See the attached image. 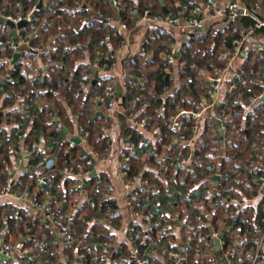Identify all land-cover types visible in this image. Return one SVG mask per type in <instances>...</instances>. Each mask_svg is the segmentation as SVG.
I'll use <instances>...</instances> for the list:
<instances>
[{"label":"trees","instance_id":"16d2710c","mask_svg":"<svg viewBox=\"0 0 264 264\" xmlns=\"http://www.w3.org/2000/svg\"><path fill=\"white\" fill-rule=\"evenodd\" d=\"M89 1L96 4L104 13L114 14L108 0H51L47 10H44L42 20L45 26L41 35L43 42L57 36L53 52L56 64L50 71V77L45 80L35 79L30 84L29 78L21 71V62H18L8 74V65L11 61L3 59L13 57L6 45L11 36L0 34V94L2 96L3 92L6 94L4 106H13L20 93L26 96L28 113L12 111L7 115L8 123L12 124L15 121L20 125L14 130L15 144L25 134L28 147L36 148L32 163L38 167H46L47 151L40 150L38 144L51 133L55 137L51 150L57 159V165L46 170L45 177L48 181L41 183L36 201L45 205L48 197L53 196L51 202L53 208H56L57 203H63V212L59 214L56 208L57 215L64 223L67 238L73 241V244L66 248V253L73 261L76 260V254L82 256L84 264H136L131 257L132 248L137 247L148 257L147 251L152 247L154 237L159 240V248H166L169 258L173 253L179 254L181 264H211V260L203 257L205 242L212 239L209 235L211 224L214 231L221 234L225 232L221 252H218L221 260L230 253L234 264L241 262L251 264L250 254L257 249L264 233V193L255 206L251 204L243 206V203L256 197L260 188L259 178L264 175L260 167L254 166L257 162L264 164V101L259 99L254 106L252 101L261 96L264 90V86L257 84L258 79L264 81V77H260L261 68L264 67V50L258 59L246 64L240 79L235 80L236 88L228 93L226 100L217 110L225 130L223 137L218 130L217 118L211 122L206 139L195 143L193 132L195 121L185 123L179 130H174L172 123L184 110L200 109L203 98L210 101L211 87L205 85L201 71H209L216 75L218 71L227 67L236 48L235 42L241 39L242 33L254 30L264 34V27L257 28L256 20L252 17L240 16L233 21L224 22L227 25L220 28L210 26L206 31L191 34L190 40L183 42L180 47L182 56L178 60L180 64L178 81L167 72L173 67L167 61V56L176 44V39L172 32L164 28H155L158 33L148 36L144 54L136 55L130 61V73L141 82L135 84L133 79L130 80L126 99L129 102L135 101V108L146 105L145 113L140 116L143 118L141 121L158 139L156 148L152 149L148 139L137 128L127 130L125 142L130 145L122 149V158L130 159L125 168L128 172L126 180L131 182L138 177L143 184L135 187L133 192L136 191L138 194L136 196L132 194L130 199L141 215L150 204L162 202L160 206H163L167 197L172 198L171 205L174 207L177 205L186 207L183 229L193 227L197 235L194 237L191 233L189 251L182 258L179 237L175 230H167L169 226L176 227L175 220L166 216L161 218L155 213L152 219H147L154 222L150 232H147L138 221L134 222L128 231V239L132 245L125 242L119 249L110 251L109 246L115 240L112 232L121 228L123 216L117 213L119 208L117 201L106 199L109 192L106 179L97 174L93 177L89 175L83 185L88 197L73 214L72 220L67 219V214L75 211V198L69 192L61 194L58 184L65 170L72 169L74 174L95 172V159L92 153L99 152L103 155L110 151L109 135L106 133L112 127L113 119L108 115L94 119L93 100L87 97L81 102L78 113V122L85 131L83 134L85 144H76L71 150L69 141L64 142L62 138H57L62 129L52 121L51 109L49 107L39 109V100L43 97L52 98L53 91H66L65 96L72 106L78 101L75 95L81 88V83L86 80L81 74V68L75 67L76 61L83 58L84 45L87 46L92 61L101 56L100 67L109 70L116 62V53L125 38L115 25H108L92 17L85 6ZM119 1L122 4L121 18L130 29L136 27V19L141 17L145 10H150L153 15H165L161 0ZM162 1L170 9L171 15L178 16L182 15L179 7L187 6L193 9L206 0ZM19 2L22 4L23 12L28 13L37 0H0V10H4L6 15H17L20 11L17 7ZM244 2L254 16L264 18V0ZM23 55L25 58L29 56L26 52ZM113 79L103 78L98 84V92L103 95ZM129 84L135 87L131 89ZM175 86L178 87L177 91L172 96H165ZM30 116L34 117L32 123L25 121ZM29 126L31 129L27 132ZM3 132L0 126V138ZM100 133L105 135L100 138ZM222 141L224 144L220 143ZM88 146L92 153L88 151ZM12 155V144L9 141L2 144L0 142V189L11 178ZM189 157L197 159L184 163ZM146 165L163 173L167 184L154 173L146 172L141 177L140 174ZM214 175L220 176L216 186L211 184ZM41 179H43L41 176L34 177L37 185ZM66 183L77 185L82 181L68 179ZM144 186L153 187L155 190H146ZM214 188L217 190L215 202L212 195ZM57 191L62 197L60 200ZM234 199L238 202H234ZM104 218L110 221L109 227L98 222ZM0 223L4 224L1 214ZM12 223L13 221L8 222L9 231ZM221 223L225 225L224 231L220 229ZM0 231L3 229L0 228ZM159 234L161 236H156ZM52 244H48V247L50 248ZM50 249L43 251L49 255L46 264H63L59 261V255ZM107 254L110 255L109 261L102 258ZM259 264H264V259L260 260Z\"/></svg>","mask_w":264,"mask_h":264},{"label":"crops","instance_id":"0c3cea01","mask_svg":"<svg viewBox=\"0 0 264 264\" xmlns=\"http://www.w3.org/2000/svg\"><path fill=\"white\" fill-rule=\"evenodd\" d=\"M109 4L111 8L114 11L113 15L106 14L102 10L96 7V4L91 3L89 1L85 5L92 17L98 19L95 16V11H99L103 13L104 15L112 17L116 21L124 22L121 18V8H118L114 6L110 0ZM229 0H224L222 5H226ZM242 3L246 6L244 0H241ZM40 0H37V3L31 8V11H33L34 7L39 4ZM44 6L42 10L37 12L35 14L38 21H35L33 23H29L26 25L27 31L24 34V37L28 40L29 46H34L39 48L38 52H32L30 50H23L22 56L20 57L18 62H21V71L22 73H25V75L29 78L30 84L35 80H45L50 77V71L55 67V61L53 60V52L56 48L57 44V36H52L48 39V41L43 42L42 39V31L45 26L44 20H42V15L44 13V10L46 11L51 0H43ZM162 5L163 7L166 5ZM180 5V4H178ZM247 7V6H246ZM6 8V5L4 6ZM167 8V7H166ZM248 8V7H247ZM169 11L170 9L167 8ZM179 12H182V7L178 8ZM2 12H5L4 10H0ZM170 14V13H169ZM6 15V14H5ZM204 17L206 18V25L202 29L203 32L206 31L210 26H216L217 28L227 25V23H224L223 21H220L218 18L215 17L213 12H204ZM138 21H136V27L134 29L129 30V32L120 30L116 24V28L123 34L125 41L123 42L121 48L116 53V62L112 66L111 69H107L104 67H100V58L101 56L96 60L92 61L89 58V54L87 52V46H83V58L76 61V67L81 68L82 75L84 76L86 82L81 83V88L76 93V99L78 101L72 106L68 99L65 96L66 91H53V97L47 98L43 97L39 100V109L42 110L44 107H49L52 111V117L54 123H57V126L61 127V132L57 136L62 138V141L66 142L69 141V149H73L76 146V143H74L72 140L74 138H81L83 140L82 144H85V137L84 135H80V124L78 122V113L80 110L81 102L86 100V98H92V112L93 117L95 118H101L103 116H111L113 119V126L107 130L106 135H109L110 140V151L108 154H100L99 152H93L92 149L88 146L87 149L92 153L94 159H95V172L99 176H103L107 181V189L108 194H106V199L108 200H116L118 203V211L117 213H121L122 218V226L119 230H113L112 234L115 236L114 242L109 246L110 251L119 249L123 243H128L130 246L132 245L128 239V231L130 230V226L134 222H139L141 226L147 231L150 232L152 230V227L154 226V222H150L156 213V215H159V217H167L170 219L175 220V233L179 237V245H180V252L182 256V249L186 246H189L190 238H191V230L183 229V226L185 224V217L184 214L186 212L185 205L180 206H173L172 204V198L167 197V200L164 202L163 206L162 202H155L150 204L145 211L138 217V218H132L130 211L127 208L126 200L128 198V195L130 191L126 188V183H129L125 176H123L122 172L125 171V168L127 164L125 163L124 159L122 158V149L127 146V142H125V135L127 133V130L129 128H137L140 132H142L145 137L148 139V142L151 144V148L155 149L158 139L156 138V135L153 131H149L146 129V126L144 125V122L141 121L140 116L145 113L147 107L146 105H142L139 108H135V101L134 102H128V105L124 104L122 98H118V104L117 108L113 115H109L106 111L107 109V103L108 101H102L101 97L104 95L100 94L98 92L99 87L98 84H100L101 80L104 78L105 80L110 78L113 79L112 83H116L117 86H121L122 88V95L123 97H127L128 92V83L130 80L128 77L127 72L129 71V64L130 61L139 54H144V46H145V40H147L149 35H153L155 33H158V31L155 28L160 27H152L145 24L143 21V15L141 17H138ZM87 22L89 20H86ZM106 23V22H104ZM110 25L109 23H106ZM169 31V30H168ZM12 29H3L2 24H0V34H5L6 36H13ZM246 32V31H244ZM196 33V32H193ZM192 33V34H193ZM173 36L176 39V45L179 47L182 46L183 42H188L191 38V34L189 36H181L177 34L176 32H172ZM264 49V34L260 32L254 31L252 34L248 37V42L243 46L240 54L233 60L232 66H229V62L227 64V67L223 70L218 71L216 75L211 74L209 71L202 70V74L204 76L205 85L208 87L209 84L207 82L208 77L218 76L220 74L223 75V83L220 85L219 90V102H223L226 100L228 93L233 92L234 89L232 86L235 84V80L240 79V74L243 72L244 67L249 61H254L259 58L260 54L262 53V50ZM24 52L28 53V57L25 58L23 55ZM84 55L86 57H84ZM232 57V55H231ZM230 61V60H229ZM17 62V63H18ZM16 63V64H17ZM16 64H13V60L11 61V64L8 65V74H10ZM95 69L96 72H98L99 77L96 78L95 73L92 71V69ZM168 74H170L173 78H175L176 81L179 80L180 77V64L179 62H176L173 64L172 69L167 70ZM236 75H239V77H236ZM260 77H264V67L261 68ZM134 83H140L141 80L133 77ZM95 82V83H94ZM110 84V86H111ZM257 84L260 86H264V81L262 79L257 80ZM109 85V84H108ZM109 86V87H110ZM134 88L135 86L132 84H129V88ZM177 86L172 89V91H169L166 93L165 96H172L177 91ZM107 90V89H106ZM3 96L0 94V126L1 129L4 130L2 133V137L0 138L1 144L5 141H9L12 144V152L13 155L11 156V159L13 161V167H12V173L11 178H14L16 185V192L12 190V194L3 198H0V214L3 216V231H0V246L4 243H9L13 247L16 248V258L15 261L8 260L4 256H0V264H46L47 258L49 257L48 254L44 253L43 251L46 250H54L59 256V261L63 264H84V259L82 256H79L76 254V260L73 261L69 255L66 253L67 246L64 244V240L62 239L59 230L57 227H55L50 220H48L44 214V211L41 207L38 205H42L36 201L38 198L39 193V187H41V183L37 185V183L34 180L35 176H41L45 183L48 181V179L45 177L46 170L52 169L57 165V159L54 156V152L51 150L55 141L54 134L51 133V135L43 139L38 148L40 150H46V161L47 165L46 167H38L32 163L31 157H26L24 155V152L21 154H16L15 150H19L20 152L23 150V146H27L26 143V135L24 134L21 138V140L15 139L14 137V130L19 125V122L13 121V123H8V113L12 111H24L26 113V107L27 104L26 96L20 95L14 102L13 106H4V102L6 99V94L3 92ZM264 96V90L258 98L252 99L253 106L258 103L259 99L264 101L262 97ZM203 102L209 103L210 101H207L203 98ZM217 103L214 107L206 109L202 111L201 117L198 119V117L194 116L193 113L201 112L203 109L202 106H200V109L193 110L191 108L184 110L188 111L189 114H182L181 116H177V121L180 123V127L184 125L187 122H198L197 128H193L194 132V143L202 141L204 138L206 139V136L210 130L211 122L215 121L217 116V110H218ZM183 111V112H184ZM176 118L174 120H176ZM34 120V117H29L25 119L26 122L32 123ZM143 123V124H142ZM2 124V125H1ZM179 127V128H180ZM173 128V127H172ZM30 126L27 127V132L30 131ZM62 133V134H61ZM105 134L100 133V138L103 137ZM51 143V145H50ZM221 144H224L220 142ZM130 145V144H129ZM22 146V148H19ZM36 149V148H35ZM163 158H161L162 160ZM254 166L260 167L264 171V164L257 162ZM179 168V165L177 166ZM154 173L156 174L157 178H161L162 181H164L165 184H167V179L164 178L163 173H161L158 170H155L152 166L146 165L141 172V177L146 173ZM83 173L79 174H72L70 173V170H65L62 173L61 180L58 184L59 191L61 194L69 192L72 194L73 198H75V211L70 212L67 214V219H73L76 210L80 208L86 198L88 197V193L83 189L80 190L78 188V185L81 183H78L77 185L66 183L68 179L70 180H80L82 181L83 185L84 182L87 181L88 177H81ZM264 176V175H263ZM260 179V178H259ZM213 186H216L217 184L212 180L211 183ZM5 186V185H4ZM2 188H4L2 186ZM0 189L3 191V189ZM146 190H155L153 187L144 186ZM75 189H78V191H75ZM216 190L215 188L212 190L213 195V201L215 202V195L213 194V191ZM2 191H0V195L2 194ZM59 191L56 192V194L59 193ZM217 191V190H216ZM258 195L252 200H248L244 204H251L253 206L257 205L262 193H264V188L261 189V182H260V188L259 192H257ZM256 193V194H257ZM60 193H59V200H60ZM53 196L48 197L46 200L47 203L45 205H51V202L53 200ZM62 199V197H61ZM44 207V205H42ZM242 206V205H241ZM53 207V206H52ZM56 208L59 211V214L63 212V203L59 202L56 205ZM55 208V209H56ZM10 219V220H9ZM64 219V218H63ZM13 221L11 226V231L9 233L5 232L6 229L9 230L8 222ZM99 223L105 224L108 227L110 226V221L108 218L99 219ZM127 226L126 230L123 231L124 226ZM211 229L213 230L214 234L211 235ZM220 229L224 231L225 225L224 223L220 224ZM5 230V231H4ZM149 234V233H148ZM221 232H216L211 227V224H209V235L212 237V239H208V241L205 242V250L203 257H207L208 260H211V264H226L224 259L221 260V258L218 255V250L214 241V237H219ZM150 236V235H147ZM152 236V235H151ZM161 236V234L156 235ZM154 243L150 250L147 251V254L149 253V256L147 257L146 253L143 252L142 255L147 258L149 261V264H181L180 259L176 256H173L176 253H173L170 255V258L168 256L166 248H159V240L152 237ZM51 239V240H50ZM50 243H53L50 248L48 247ZM222 246V245H221ZM264 253V247L262 248ZM187 254V253H186ZM109 254L102 256L103 259L106 258V260L109 259ZM183 258V257H182ZM232 263L234 264L233 260ZM239 264H243L242 262Z\"/></svg>","mask_w":264,"mask_h":264},{"label":"built area","instance_id":"2783aa9c","mask_svg":"<svg viewBox=\"0 0 264 264\" xmlns=\"http://www.w3.org/2000/svg\"><path fill=\"white\" fill-rule=\"evenodd\" d=\"M111 3L118 7L122 8L121 1L119 0H110ZM224 0H206L203 2V4L198 5L194 7L193 9H189L187 6L182 8V15L178 16H173L171 14L169 15H153L150 10H145L143 14V21L145 22L146 25L152 26V27H160L164 28L166 30H169L170 32H176L177 34L181 36H189L193 32H195L198 29H203L206 25V18L204 17V12H213L216 18H218L220 21L223 22H230L238 17H252L256 20V27L261 28L264 27V18H259L257 16H254L250 10L242 3L241 0H229L226 5H222ZM82 6V5H81ZM80 6V7H81ZM17 7L20 8V11L18 12L17 15H5L4 12L0 11V16L4 17L6 20H10L14 22L15 24L21 22V21H27V24L33 23L35 21H38V19L35 16V13L39 12L41 9H38L37 6L34 7L33 11L24 13L22 9V4L19 2L17 4ZM95 16L106 23L109 24H116V26L123 31L129 32L128 26L124 23L119 21L114 20L112 17L104 15L103 13L99 11H95ZM3 29H8L10 28L6 24H2ZM13 31V30H12ZM27 28L26 25L23 27H18L15 29V36L10 37L6 41V45L8 46L11 54L14 57L15 53H23V50H30L32 52H38L39 48L34 47V46H29L28 40L24 37V34L26 33ZM254 30H248L246 32L242 33L241 39L237 40L236 43V48L234 52L232 53V57L229 61V66H232L233 60L240 54L243 46L248 42V37L250 34H252ZM147 40H145L146 42ZM259 50H264L259 49ZM182 53L180 52L179 47L175 44L174 47L172 48L170 54L167 56V61L170 64H175L178 62V60L181 58ZM13 57H6L3 60L4 61H12ZM129 79H133V75L130 73V71L127 72ZM236 77H239V75H236ZM207 82L209 86L211 87L209 90V97H210V102H203L201 104L202 110L201 112L198 113H193L194 116L198 117V119L202 115V111L212 108L215 106L216 103L219 102V90H220V85L223 83V75L220 74L218 76H211L207 78ZM117 84L113 83L111 86L105 90L104 95L101 97L102 101H108L107 103V113L109 115H113L118 104V95H117ZM233 89L236 88V85L234 84L232 86ZM189 114L188 111L181 112L179 116L182 114ZM178 116V117H179ZM220 118L219 115L216 116V118ZM143 124V123H142ZM113 126V125H112ZM198 122H196L195 127L197 128ZM172 127L174 130H179L180 123L179 121L176 120L173 121ZM84 129L81 127L80 128V135L84 134ZM127 146H129V143H127ZM19 148H22L20 146ZM23 150L20 152L19 150H15L16 154H21L24 152V155L26 157H31L33 153L35 152V148L30 149L27 146H23ZM263 152H264V147H263ZM193 159H197V157H189L184 163H189ZM129 158L126 157L124 159L125 163L128 164ZM70 173L74 175V171L70 169ZM91 173L90 172H84L81 177H89ZM123 176L127 177L128 172L125 170L122 172ZM260 182H261V189L264 188V176L260 177ZM40 183H45L43 179L40 180ZM147 182H145L144 185H146ZM15 185V180L14 178H9L3 188L2 194L0 195V198L9 196L12 194L13 187ZM143 184L141 183L140 179L138 177H135L131 182L126 183V188L130 191L128 198L126 200V205L128 210L131 213L132 218H138L140 215L135 209V205L133 201L130 199V196L133 194L136 196L138 193L133 190L135 187L142 186ZM78 188L80 190H83V184H79ZM234 202H238L237 199H234ZM41 207L44 211V214L48 220L52 222V224L58 228L59 233L64 240V244L68 247L73 244L72 240H69L67 231L65 230L64 223L58 218L57 211L55 208L52 206L44 205H38ZM0 228L3 229V225L0 223ZM175 228L173 226H169L167 228L168 231H173ZM192 234L194 237H196L197 233L193 227L190 228ZM5 231V230H4ZM7 233H9V230L6 229ZM223 243V240H222ZM263 244H264V233L261 241L259 242V245L257 249L253 252H251V264H259L260 260L264 259V253H263ZM189 251V246L185 247V253ZM238 251V250H237ZM16 248L13 247L9 243H4L3 245L0 246V256L6 257L8 260H14L16 258ZM173 256L179 257V254H174ZM132 259L136 261V264H149V260L145 258L141 251L137 247L132 248ZM227 263L228 264H233L232 263V256L230 253H227L226 255Z\"/></svg>","mask_w":264,"mask_h":264},{"label":"water","instance_id":"95a60500","mask_svg":"<svg viewBox=\"0 0 264 264\" xmlns=\"http://www.w3.org/2000/svg\"><path fill=\"white\" fill-rule=\"evenodd\" d=\"M161 4H163L162 0H161ZM43 6H44V2H43V0H40L39 4L37 5V8L38 9H42ZM163 12H164L165 15H169V13H170V11L165 6L163 7ZM138 19L139 18H137L136 20L138 21ZM0 24L8 25L13 30V32H12L13 36H15V29L18 28V27L20 28V27H23V26L27 25V21L24 20V21H21V22L15 24L14 22H12L10 20H6L4 17L0 16ZM198 31H202V30L198 29L195 32H198ZM20 57H21V53H15L14 57H13V64H16L19 61ZM92 71L95 73L96 78H98L99 77L98 72H96V70L94 68L92 69ZM117 95H118V98H122L124 104H126V106H127L128 102H127L126 97H123V95H122L121 86H118V88H117ZM262 99L264 100V96L262 97ZM217 106L220 107L221 106V102H218ZM217 125H218V130H219L220 136L223 137L224 133H225V130H224V127L222 126V123H221V120H220L219 117L217 118ZM72 141L74 143H76V144H82V142H83V140L81 138H79V137L74 138ZM222 143H223V141H222ZM50 145H51V143H50ZM95 175H96V172L91 173L92 177L95 176ZM219 179H220L219 175H214L212 177V180L216 184H218ZM13 191H14V193L16 192V186L13 187ZM216 193H217V191L214 190L213 194L216 195ZM256 195H258V193ZM126 228H127V226L125 225L124 228H123V231H125ZM224 233L225 232H223L219 237H214V241H215V244H216V247H217V250H218L219 253L221 252V245H222V240H223V237H224ZM213 234H214V232L211 229V235H213ZM185 256H186L185 248H183L182 249V257L184 258ZM14 261H15V259H14ZM224 261H225L226 264H228L226 257L224 258Z\"/></svg>","mask_w":264,"mask_h":264},{"label":"rangeland","instance_id":"374dc122","mask_svg":"<svg viewBox=\"0 0 264 264\" xmlns=\"http://www.w3.org/2000/svg\"><path fill=\"white\" fill-rule=\"evenodd\" d=\"M18 4V3H17ZM128 30H131L129 27H128ZM263 247H264V244H263ZM14 261V260H13Z\"/></svg>","mask_w":264,"mask_h":264}]
</instances>
